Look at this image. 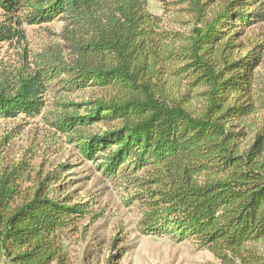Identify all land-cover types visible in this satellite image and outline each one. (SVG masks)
Here are the masks:
<instances>
[{"label": "trees", "instance_id": "trees-1", "mask_svg": "<svg viewBox=\"0 0 264 264\" xmlns=\"http://www.w3.org/2000/svg\"><path fill=\"white\" fill-rule=\"evenodd\" d=\"M187 2L206 14L203 0ZM261 2L228 0L174 51L190 59L196 113L164 89L166 41L148 0H0V42L19 45L14 61L0 59V119L37 117L52 104L49 123L106 177L135 188L142 235L194 241L222 264H264V44L242 51L236 42L264 19ZM57 19L65 45L23 42V22ZM54 82L62 86L52 97ZM86 89L105 94L60 95ZM18 165L0 162V264H72L63 233L77 230L89 202L68 189L63 165L34 177Z\"/></svg>", "mask_w": 264, "mask_h": 264}, {"label": "rangeland", "instance_id": "rangeland-1", "mask_svg": "<svg viewBox=\"0 0 264 264\" xmlns=\"http://www.w3.org/2000/svg\"><path fill=\"white\" fill-rule=\"evenodd\" d=\"M148 1L149 10L162 19L158 28L162 36L158 38L166 41L157 63L162 69L164 89L170 98H185L189 108L198 113L203 102L200 100V88L192 84L191 67H185L190 59L181 60L183 56L175 52H182L192 29L202 27L228 0H203L206 14L201 18L189 2ZM257 6L264 10V0ZM4 15L1 8L0 22L5 19ZM21 28L26 36L23 42L32 50L39 51L58 42L66 44L59 36L65 28L61 19L39 25L23 22ZM236 42L242 45V51L249 50L254 44H264V19L244 26L243 35ZM17 46V42H0V59L14 61L19 53ZM262 53L264 55V49ZM256 72L258 82L263 86L264 62L256 68ZM61 86V83H52V97ZM103 94L100 89L60 93L74 102L85 98L96 99ZM48 109H52V104L37 117L20 115L14 119H0V162L26 166L31 177L36 172L63 165L62 176L68 183V189L77 200L88 201L91 209L81 218L76 231L65 230L63 233L72 264H222L213 253L200 249L194 241L142 235L138 229L141 207L134 199L135 188L121 177L110 179L98 170L96 164L85 158L67 135L59 133L49 123L47 117L51 115ZM101 125H97L95 130ZM257 247L264 256V241L259 242ZM113 254L115 257L111 260ZM1 264L11 263L2 261Z\"/></svg>", "mask_w": 264, "mask_h": 264}]
</instances>
